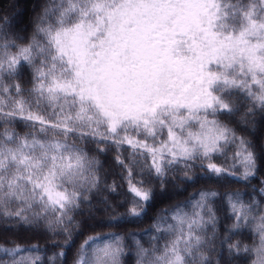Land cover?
<instances>
[{"label": "snow or ice", "instance_id": "6c2138e0", "mask_svg": "<svg viewBox=\"0 0 264 264\" xmlns=\"http://www.w3.org/2000/svg\"><path fill=\"white\" fill-rule=\"evenodd\" d=\"M11 23L0 17L4 228L63 235L55 245L63 249L73 213L91 207L101 184L99 155L113 150L133 196L132 218L153 199L145 176L163 185L174 171L194 179L198 167L209 180L250 182L264 167V141L255 142L264 122V0H43L26 36L10 32ZM238 113L248 135L230 123ZM217 156L232 163L218 164ZM137 168L141 179L133 182ZM108 188L114 192L115 181ZM196 195L190 214L177 206L159 217L149 247L136 241V264H232L225 248L228 257L244 253L264 264V206L228 193L233 222L221 237L218 193ZM249 224L253 243L232 242ZM24 251L0 244L10 264L40 259L18 256ZM123 254L122 237L89 236L74 264H121Z\"/></svg>", "mask_w": 264, "mask_h": 264}, {"label": "trees", "instance_id": "16d2710c", "mask_svg": "<svg viewBox=\"0 0 264 264\" xmlns=\"http://www.w3.org/2000/svg\"><path fill=\"white\" fill-rule=\"evenodd\" d=\"M43 0H0V17H7L12 23L9 29L10 32L27 35L31 31V21L39 13ZM27 76V72H25ZM240 113L235 117L230 118V123L237 129L238 134L248 135L244 131V126L237 124L240 119ZM18 131H23L18 128ZM264 141V122L257 125V133L255 142L259 144ZM91 147V146H88ZM235 148H229L228 156L231 157ZM130 149L125 146L123 155L128 157ZM90 154H95L91 153ZM115 151H110L106 155H99L101 161V184L97 190L91 194V207L83 206L78 212L73 213L76 227L73 231L71 241L63 249L55 246L63 244L65 237L63 235H54L51 232L43 230V228L35 231H25L23 229L12 230L6 229L3 223L0 222V244L6 247H13L19 243L26 251L18 254L31 259L40 257L36 264H74L77 257V252L80 245L89 236L107 237L109 234L122 237L124 245V254L121 256V264H136L137 261V244L147 248L150 246L153 236L159 235L155 232L153 225L159 217L166 213L170 216L171 212L180 206L189 214L192 208L189 201L198 199L196 195L204 189H211L218 193L214 198L213 207L216 210V215L220 227L219 234L223 237L224 229L232 224L231 210L227 203V194L239 191L242 194V199L245 203L250 202L255 198L264 206V195L258 191L264 187L260 183L264 180V167L258 173V176L250 182L236 180L233 177L226 176L219 179L209 180L206 173L200 168H195L191 171L194 177L192 180H186L183 174L178 171L171 172L167 181L161 183L154 179L144 177L146 183L151 187L153 199L147 207V211L141 217L132 218L127 216L128 209L132 206V194L128 190V183L122 177L126 175L122 169L117 167L114 162ZM214 162L225 164L232 163L231 159L225 162L223 157L217 156ZM141 179L139 169H134V181ZM116 183V190L110 191L108 186ZM107 200V204L101 201ZM116 216L118 219L110 220V217ZM172 221L169 220V223ZM254 225L249 224L242 227L237 233L231 235L232 242L240 241L242 244L251 245L254 241V233L252 231ZM163 243V240L160 241ZM35 244L38 248H31ZM63 250L64 255L58 256ZM56 256L55 261L49 258ZM226 259H231L232 264H250L251 256L242 253L239 258L228 257L227 250H224ZM218 257H214L216 259ZM12 257L6 253L0 252V261H8L10 264Z\"/></svg>", "mask_w": 264, "mask_h": 264}, {"label": "rangeland", "instance_id": "374dc122", "mask_svg": "<svg viewBox=\"0 0 264 264\" xmlns=\"http://www.w3.org/2000/svg\"><path fill=\"white\" fill-rule=\"evenodd\" d=\"M114 236H117V235H114ZM107 237H102V238H107ZM103 242H104V240H100V241H97L96 243H101L102 244Z\"/></svg>", "mask_w": 264, "mask_h": 264}]
</instances>
